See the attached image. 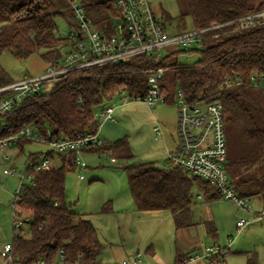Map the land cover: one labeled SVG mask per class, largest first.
<instances>
[{
  "label": "trees",
  "instance_id": "1",
  "mask_svg": "<svg viewBox=\"0 0 264 264\" xmlns=\"http://www.w3.org/2000/svg\"><path fill=\"white\" fill-rule=\"evenodd\" d=\"M70 1H79L99 30L115 33L113 22L121 18L115 0H0V55L8 52L25 61L40 53L50 63L61 60L64 57L61 48L69 50L70 37L57 36L56 20L62 18L70 31L78 30ZM185 1L184 15L192 19L195 30L264 10V0ZM216 33L219 34L216 38L211 34L205 37L196 50L200 58L193 65L171 62V53L162 59L161 65L165 67L162 93L167 102L179 90L191 104L221 101L227 138L225 166L231 184L240 196L258 197L264 202V88H256L251 82L254 74L264 75V25L237 29L233 24L212 34ZM152 65L151 58L137 56L70 74L46 91L26 98L13 112L0 118V138L26 127L45 136L51 132L53 138L76 139L95 134L96 109L116 99L121 90L143 96L149 72L140 70ZM236 77L242 80L241 86L226 84V80ZM11 82L13 79L0 65V87ZM4 124L7 129L2 130ZM30 142L20 140L17 146L23 149ZM96 152H109L116 161L129 162L123 170L137 210H170L177 228L192 224L194 188L205 192L211 189L181 168H158L153 162L136 160L127 138L106 144ZM34 157L36 154L31 155ZM55 157L60 158L61 166L34 174L18 205L23 214L31 217L28 222L31 234L25 237L23 230L20 235L15 231L14 264H56L60 256H64L63 264H101L103 244L97 229L66 200L69 160L49 153L52 161ZM110 211L108 204L103 212ZM209 233L217 236L213 225ZM247 261L257 264L253 254L248 255ZM176 264H181L180 255Z\"/></svg>",
  "mask_w": 264,
  "mask_h": 264
},
{
  "label": "built area",
  "instance_id": "2",
  "mask_svg": "<svg viewBox=\"0 0 264 264\" xmlns=\"http://www.w3.org/2000/svg\"><path fill=\"white\" fill-rule=\"evenodd\" d=\"M115 5L119 9L121 18L119 22H113L115 33L110 35L97 28L79 1H70L78 30H72L69 33V50L57 63L48 65L43 74L26 76L1 86L0 118L13 112L26 98L42 92L47 85H54L70 74L108 64L122 63L137 56L149 57L153 62L149 69L140 70L149 72L147 92L142 96L129 95L126 90H121L116 99L120 100V106L133 102L144 103L150 108L164 106L167 100L162 93L161 80L165 67L161 65V62L168 55L164 53L165 49L170 46H179L184 50L192 51L194 46L200 48L208 34L216 38L219 34L212 33L230 25L235 24L237 29L264 25V10H262L234 21L212 24L203 29L171 33L154 15L148 0H115ZM251 82L256 88H264V75L254 74ZM226 84L241 86L242 80L236 77L234 80H226ZM173 105L178 113L179 144L174 152L168 153L170 165L203 180L219 197L233 202L238 209L251 215L253 220L242 217L237 221L236 227L239 231L249 224L264 222V207L254 210L251 199L240 196L231 184L230 175L225 166L227 138L221 101L214 99L191 104L185 100L183 93L179 90ZM117 106H108L101 111L98 116V131L95 134H86L76 139L53 138L51 132H47L45 136L32 127H26L18 133L0 138L2 154L6 147L17 146L20 140L38 141L51 147V151L47 154L31 158L32 161L26 172L19 176V185L14 192V228L18 231L17 234H22V225L29 222L27 215L18 208L24 197L26 186L32 182L34 174L55 167L54 160L49 158V153L68 158L66 167L70 170H78L80 173L87 170V164L81 159V155L96 152L106 145L99 140L98 134L104 123L115 121L113 114ZM5 129H7L6 124L2 125V130ZM154 132L156 140L163 136L159 126L154 128ZM106 153L109 152L101 154ZM5 158L8 159L7 156ZM111 162L117 163L115 158H111ZM16 174L14 168L4 171L5 176L14 177ZM12 249V243L4 245L0 254L3 264H14ZM225 256L224 249L217 245H210L201 252H194L183 257L181 264H195L199 260H205L208 264H224ZM63 261L64 256H60L56 264H63ZM141 263L142 254L140 253L132 260L125 259L121 262V264Z\"/></svg>",
  "mask_w": 264,
  "mask_h": 264
},
{
  "label": "rangeland",
  "instance_id": "3",
  "mask_svg": "<svg viewBox=\"0 0 264 264\" xmlns=\"http://www.w3.org/2000/svg\"><path fill=\"white\" fill-rule=\"evenodd\" d=\"M148 1L154 15L171 33H183L194 29L192 19L188 15H184L187 11L185 0ZM167 16H170L171 19ZM56 23L58 26L57 36H69L70 30L67 23L62 18H58ZM192 49L193 51L189 52L190 50H184L179 46H170L164 50V53H171L170 61L173 63L193 65L200 58V53L196 51L200 48L194 46ZM67 51L68 49L61 48L63 56ZM50 64L42 58L40 53L32 55L25 61L18 60L8 52L0 55V65L9 73L13 81L21 80L26 76H39L46 71ZM49 88L50 85L43 91ZM172 98L169 99L166 105L153 108L141 102L120 106V100L118 99L105 103L96 109L97 114L108 106H118L113 114L115 121L104 123L98 134L99 140L109 144L127 138L136 160L153 162L158 168L168 167L170 163L166 157L169 152H174L179 144L178 113L173 105L175 98ZM161 108H164L163 111H161ZM156 126L160 127L163 134L158 140H156L154 132ZM50 151L51 147L49 145L31 141L24 144L23 149L18 146H9L4 149L3 154L0 153V254L6 243H12L16 231L14 230V192L19 185V176L26 172L29 163L32 161L31 155L42 156V154H47ZM111 158H113L111 153L103 155L97 152L84 153L81 155V159L87 164V170L81 173L78 170H70L66 177L65 194L67 202L74 205V211L77 213L88 215L87 217L97 226L103 244L102 254L100 255L101 264L109 263L107 260L110 245L107 242V237L116 238L115 230L118 231V223L116 222L118 216L114 215L113 217L109 213H104L103 209L108 207V204H111L113 208L112 201H118L116 193L121 187L130 191L128 178L123 170L129 162L118 159L117 163L113 164ZM53 165L55 167L61 166V161L57 158ZM12 168L16 170V176H5L4 171ZM192 176L189 175V177ZM1 177L6 178L1 180ZM196 193L199 194V190ZM200 194H202V191ZM259 200L258 197L251 198V206L254 210L261 205V200ZM195 207V220H207L206 217H209L212 211L218 226L220 225L218 229L216 223H212L218 230L216 242L206 230L205 237L201 239L205 243L203 250L205 246L217 245L224 249L225 261L227 262L231 256L235 255L234 264H248V255L253 254L256 257L257 264H264V222L255 225L249 224L245 229L239 231L236 227L237 221L242 217L253 220L252 216L238 209L233 202L221 197L213 203H209L205 198L196 201ZM261 207H264V205ZM27 218L31 219L28 215ZM109 218L112 221H109ZM107 226H110L111 229L108 230ZM202 227L203 225L199 227V232L203 230ZM21 230H23V236L30 237L28 223H24ZM164 241L165 237L163 236L161 242L164 243ZM236 245L241 247L244 252H236ZM230 246H232V249L228 251ZM142 254L144 258L141 264H145L146 255L144 252ZM0 264H3L1 257Z\"/></svg>",
  "mask_w": 264,
  "mask_h": 264
},
{
  "label": "crops",
  "instance_id": "4",
  "mask_svg": "<svg viewBox=\"0 0 264 264\" xmlns=\"http://www.w3.org/2000/svg\"><path fill=\"white\" fill-rule=\"evenodd\" d=\"M161 109L160 110L163 111L164 108ZM100 113L101 112L98 113V116ZM57 158L60 160L59 157ZM166 159L168 161V156ZM168 167L172 166L169 165ZM5 178L6 177H1V180H5ZM197 190H199V194H195ZM201 191L203 196L200 194ZM116 194L118 201H112L113 208L111 207V211L109 212V215H113V217L114 215L118 216V220L116 221L118 223V231L115 230V235H117L116 238L107 237V242L110 245V253L108 254L109 257L107 261L110 264H120L122 260L128 258L132 260L137 254H142V252L146 255L145 264H176L178 255H180L182 259L189 254L201 252L203 250L205 243H203L201 239L205 237L206 230L207 233L215 239V242L218 239L217 227L219 229L220 225L218 226L212 211L209 217H206L208 219L205 221H197L194 219L196 213V207L194 208V206L196 205V201H201L205 198L209 203H213L219 200L220 197L214 193L212 189L205 192L199 187L194 188V198L190 207L192 224L189 227L182 228L176 227L175 217L170 210L139 211L132 200L130 191L124 190L121 187ZM260 204L261 205L257 207L258 209L264 205L263 200H261ZM81 215L90 220L97 229L96 224L87 217L88 215ZM109 221L112 220L109 218ZM213 222L217 225V227L214 226L217 230V236H212L209 233L210 226H212L209 224ZM252 224L255 225L258 223ZM201 225H203V230L199 232V227H201ZM106 228L108 230L111 229L110 226ZM163 236L165 237L164 243L161 242ZM231 249L232 246L228 248V251H231ZM235 250L236 252H244L241 247L237 245ZM143 258L144 255L142 254V259ZM234 258L235 255L231 256L229 261H225L224 264H234ZM195 264L208 263L205 260H199L195 262Z\"/></svg>",
  "mask_w": 264,
  "mask_h": 264
}]
</instances>
